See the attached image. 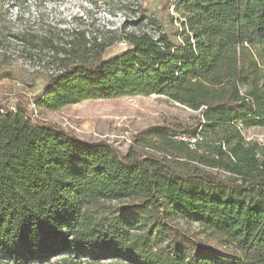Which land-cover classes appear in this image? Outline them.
I'll list each match as a JSON object with an SVG mask.
<instances>
[{
	"label": "trees",
	"instance_id": "trees-1",
	"mask_svg": "<svg viewBox=\"0 0 264 264\" xmlns=\"http://www.w3.org/2000/svg\"><path fill=\"white\" fill-rule=\"evenodd\" d=\"M147 1L119 35L0 31V50L49 73L35 101L0 102V264H264V145L243 134L264 127V0H173L178 42ZM152 95L201 117L147 129L125 155L34 113Z\"/></svg>",
	"mask_w": 264,
	"mask_h": 264
},
{
	"label": "rangeland",
	"instance_id": "rangeland-1",
	"mask_svg": "<svg viewBox=\"0 0 264 264\" xmlns=\"http://www.w3.org/2000/svg\"><path fill=\"white\" fill-rule=\"evenodd\" d=\"M140 3L141 0H18L17 7L6 9L0 15V31L4 32V37L6 28L18 27L23 22L68 29L80 27L99 34L112 30L119 35L123 30L136 29L132 21ZM174 4L173 0H149L144 7L171 39L178 42L181 24ZM3 45L4 51L0 50V102L5 103L6 99L19 95L35 101L49 83L48 71L18 55L15 43L3 41ZM129 49L127 42L120 41L106 50L104 59L109 60ZM8 107L14 108L9 103ZM34 113L82 142H107L124 155L134 138L147 129L193 125L201 117L200 112L161 95L84 101L56 112L36 110ZM243 134L247 141L264 145V127L243 129ZM190 229L194 232L200 230L196 224Z\"/></svg>",
	"mask_w": 264,
	"mask_h": 264
}]
</instances>
